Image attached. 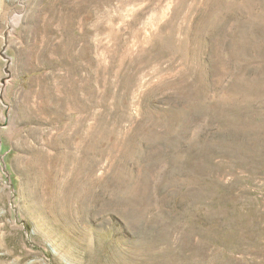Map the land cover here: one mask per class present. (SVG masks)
I'll return each instance as SVG.
<instances>
[{
    "label": "rangeland",
    "instance_id": "374dc122",
    "mask_svg": "<svg viewBox=\"0 0 264 264\" xmlns=\"http://www.w3.org/2000/svg\"><path fill=\"white\" fill-rule=\"evenodd\" d=\"M0 264H264V0H0Z\"/></svg>",
    "mask_w": 264,
    "mask_h": 264
}]
</instances>
